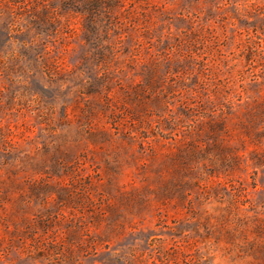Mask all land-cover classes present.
Segmentation results:
<instances>
[{
  "label": "rangeland",
  "instance_id": "rangeland-1",
  "mask_svg": "<svg viewBox=\"0 0 264 264\" xmlns=\"http://www.w3.org/2000/svg\"><path fill=\"white\" fill-rule=\"evenodd\" d=\"M0 264H264V0H0Z\"/></svg>",
  "mask_w": 264,
  "mask_h": 264
}]
</instances>
